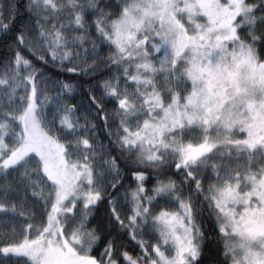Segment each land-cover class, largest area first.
<instances>
[{
  "label": "rangeland",
  "instance_id": "rangeland-1",
  "mask_svg": "<svg viewBox=\"0 0 264 264\" xmlns=\"http://www.w3.org/2000/svg\"><path fill=\"white\" fill-rule=\"evenodd\" d=\"M72 4L44 1L54 17ZM246 10L245 0H136L105 26L103 35L138 86L136 96L120 101L127 144L150 160L180 154V166L188 168L217 147L257 156L259 174L218 190L215 204L223 230L232 229V264H264V62L238 39L236 18ZM52 28L53 41L66 36L64 23ZM29 67L25 74L18 70L0 80V101L8 104L0 111V173L24 157H37L54 196L47 226L38 236L2 247L0 255L28 264H116L111 254L103 263L94 256L98 239L86 228L84 208L100 196L95 195V178L87 175L86 162L70 158L66 146L44 127ZM181 78L192 86L183 96L173 91L174 80ZM22 99L26 106L20 109L17 131L4 116L10 112L13 117ZM183 128L203 130V139L199 144L175 140L174 133ZM12 140L21 146V157ZM133 211L127 224L136 235L153 215L147 207ZM152 219L161 236L152 264H189L198 257V230L188 203H182L180 212Z\"/></svg>",
  "mask_w": 264,
  "mask_h": 264
},
{
  "label": "trees",
  "instance_id": "trees-1",
  "mask_svg": "<svg viewBox=\"0 0 264 264\" xmlns=\"http://www.w3.org/2000/svg\"><path fill=\"white\" fill-rule=\"evenodd\" d=\"M44 1L0 0V80L18 70L25 74V66H30L44 127L66 146L70 158L84 160L87 175L94 176L95 195L100 196L95 205L84 208L86 228L98 239L94 256L102 263L111 254L116 264H152L161 236L151 218L180 212L186 202L193 209L199 245L198 257L189 264H232V229L223 230L215 199L221 188L259 174L257 156L221 146L188 168L180 166V154L150 160L127 144L120 101L125 95L136 96L138 86L103 31L136 0H68L73 4L55 17ZM245 6L236 18L238 39L264 62V0H245ZM62 23L66 36L53 41L52 27ZM173 84V91L182 96L192 89L184 78ZM0 103V111H6L7 102ZM25 104V99L19 100L14 116H4L17 131ZM177 133L173 138L185 144H199L204 135L197 128ZM11 142L20 152L16 157H21V146ZM53 194L37 157H24L0 173V249L38 236L47 226ZM135 206L147 207L153 215L136 235L127 224ZM0 264L28 262L0 255Z\"/></svg>",
  "mask_w": 264,
  "mask_h": 264
}]
</instances>
